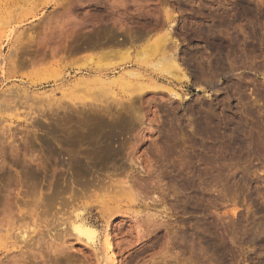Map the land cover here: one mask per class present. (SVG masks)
Listing matches in <instances>:
<instances>
[{"label":"rangeland","instance_id":"obj_1","mask_svg":"<svg viewBox=\"0 0 264 264\" xmlns=\"http://www.w3.org/2000/svg\"><path fill=\"white\" fill-rule=\"evenodd\" d=\"M106 238L107 264H264V0H0V264Z\"/></svg>","mask_w":264,"mask_h":264},{"label":"bare ground","instance_id":"obj_2","mask_svg":"<svg viewBox=\"0 0 264 264\" xmlns=\"http://www.w3.org/2000/svg\"><path fill=\"white\" fill-rule=\"evenodd\" d=\"M170 56L171 55H169L168 57L170 58ZM164 57V56H163ZM161 58V57H160ZM165 58H166V56H165ZM168 58V59H169ZM164 59V58H163ZM165 60V59H164ZM168 62V61H167ZM173 62V61H172ZM164 63H165V61H164ZM169 63V62H168ZM167 63V64H168ZM159 65V64H158ZM169 66H170V64H169ZM167 68H169L168 66H167ZM166 69V68H165ZM167 71V70H166ZM130 73V72H129ZM168 73V72H167ZM132 74V73H131ZM175 94V93H174ZM129 189V188H128ZM125 193V192H124ZM127 194V193H126ZM81 224V223H80ZM74 230H75V232H76V234L77 235H81V236H83L86 240H91L92 238H93V233H94V229H92V228H90V227H87V226H85V225H76L75 227H74ZM108 238H106V240H107ZM107 242V251H106V254L103 256V259H101V264H107V259H109L110 258V256H111V253H110V247H109V241L107 240L106 241ZM107 260V261H106ZM111 260V259H110Z\"/></svg>","mask_w":264,"mask_h":264}]
</instances>
